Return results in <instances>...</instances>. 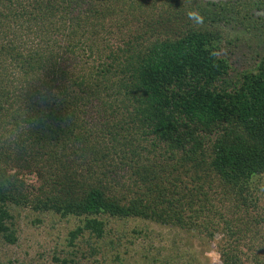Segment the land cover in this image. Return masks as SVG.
Segmentation results:
<instances>
[{
    "label": "trees",
    "instance_id": "obj_1",
    "mask_svg": "<svg viewBox=\"0 0 264 264\" xmlns=\"http://www.w3.org/2000/svg\"><path fill=\"white\" fill-rule=\"evenodd\" d=\"M262 10L0 0V245L29 211L73 221L60 264H124L144 221L216 243L223 264H264V54L238 70L222 30L264 34ZM188 255L152 243L134 263Z\"/></svg>",
    "mask_w": 264,
    "mask_h": 264
},
{
    "label": "rangeland",
    "instance_id": "obj_2",
    "mask_svg": "<svg viewBox=\"0 0 264 264\" xmlns=\"http://www.w3.org/2000/svg\"><path fill=\"white\" fill-rule=\"evenodd\" d=\"M210 1L213 0H204V2ZM242 7V4L238 5L237 10H241ZM234 24V22L225 23L222 26L226 38L223 44L227 45L230 61L238 70L253 68L260 57L258 55L264 54V34L258 33L257 30L250 31L247 27L233 26ZM262 185L260 188L263 187ZM260 195L262 196V205L264 204V193L260 192ZM262 210L264 211V206ZM37 218L35 213L29 211L16 218L18 242L13 245H0V259L10 264H60L54 260V252L63 249L64 245L62 244H65L64 238L67 231L74 227L73 221L53 214H48L42 222ZM128 223L118 226L119 229L130 230L131 226ZM142 225V227L153 230L149 231L144 239H140L142 242L140 246L136 249L130 248L129 255L132 258L127 261L128 257L125 256L124 264H135V258L140 257L142 252H146L148 247L151 248L152 243L168 249V252L175 253L179 250L182 254H189L185 259H182L186 264H223L216 243L196 238L193 233L190 234L186 231H170L149 221L142 222ZM161 230H163L164 240L158 235ZM217 238L219 239V235ZM124 250L122 249L123 252Z\"/></svg>",
    "mask_w": 264,
    "mask_h": 264
},
{
    "label": "clouds",
    "instance_id": "obj_3",
    "mask_svg": "<svg viewBox=\"0 0 264 264\" xmlns=\"http://www.w3.org/2000/svg\"><path fill=\"white\" fill-rule=\"evenodd\" d=\"M188 16H189V19L196 20L197 23H200V24L203 23V17L200 16L199 14L195 13V12H189Z\"/></svg>",
    "mask_w": 264,
    "mask_h": 264
},
{
    "label": "flooded vegetation",
    "instance_id": "obj_4",
    "mask_svg": "<svg viewBox=\"0 0 264 264\" xmlns=\"http://www.w3.org/2000/svg\"><path fill=\"white\" fill-rule=\"evenodd\" d=\"M216 1H220V0H216ZM221 1H224V2H232V3H234V2H237V1H239V0H221ZM245 1H247V0H242V2H245ZM252 11H255V10H252ZM262 13V15H264V11L262 10L261 11Z\"/></svg>",
    "mask_w": 264,
    "mask_h": 264
}]
</instances>
